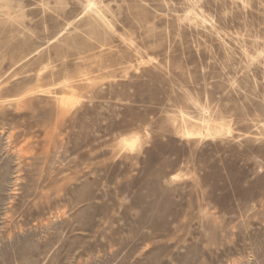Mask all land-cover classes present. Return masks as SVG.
<instances>
[{"label":"rangeland","instance_id":"1","mask_svg":"<svg viewBox=\"0 0 264 264\" xmlns=\"http://www.w3.org/2000/svg\"><path fill=\"white\" fill-rule=\"evenodd\" d=\"M0 264H264V0H0Z\"/></svg>","mask_w":264,"mask_h":264},{"label":"bare ground","instance_id":"2","mask_svg":"<svg viewBox=\"0 0 264 264\" xmlns=\"http://www.w3.org/2000/svg\"><path fill=\"white\" fill-rule=\"evenodd\" d=\"M68 85V84H67ZM72 86V85H71ZM73 96V95H72ZM74 97V96H73ZM71 104V103H70ZM73 104V103H72ZM70 107V106H69ZM219 131L220 130H218V129H214V132H216V133H219ZM194 134V133H193ZM137 139H138V137L137 136H133V137H130V138H128V137H124V138H122V142L124 143V144H126L127 146H133L136 142H137ZM139 140V139H138ZM121 142V143H122ZM123 148H125V147H123ZM129 148V147H128ZM20 171H21V168H20V165L17 167V169H16V171H15V173H16V176H14V178H11V182H12V180H13V182H12V184H13V186L15 185V187H16V185L18 184L17 182H19V180L21 179V176H20ZM14 173V174H15ZM13 189V188H12ZM13 190H16V188L15 189H13ZM8 216V215H7Z\"/></svg>","mask_w":264,"mask_h":264}]
</instances>
